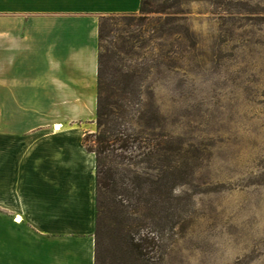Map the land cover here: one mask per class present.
<instances>
[{"label": "rangeland", "instance_id": "rangeland-1", "mask_svg": "<svg viewBox=\"0 0 264 264\" xmlns=\"http://www.w3.org/2000/svg\"><path fill=\"white\" fill-rule=\"evenodd\" d=\"M143 1L113 23L143 78L135 126L168 138L192 198L162 264H264V0Z\"/></svg>", "mask_w": 264, "mask_h": 264}, {"label": "crops", "instance_id": "crops-1", "mask_svg": "<svg viewBox=\"0 0 264 264\" xmlns=\"http://www.w3.org/2000/svg\"><path fill=\"white\" fill-rule=\"evenodd\" d=\"M141 0H0V264H95L99 18ZM93 131V130H92Z\"/></svg>", "mask_w": 264, "mask_h": 264}, {"label": "trees", "instance_id": "trees-1", "mask_svg": "<svg viewBox=\"0 0 264 264\" xmlns=\"http://www.w3.org/2000/svg\"><path fill=\"white\" fill-rule=\"evenodd\" d=\"M127 14L135 12L99 18L96 131L83 141L96 157L95 264H109V258L112 264H162L166 241L192 198L175 193L188 173L175 164L168 138L135 126L145 116L136 101L143 78L123 63L127 38L113 24Z\"/></svg>", "mask_w": 264, "mask_h": 264}]
</instances>
